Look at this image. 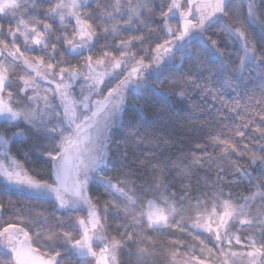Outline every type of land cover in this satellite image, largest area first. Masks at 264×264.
<instances>
[{
	"label": "snow or ice",
	"instance_id": "1",
	"mask_svg": "<svg viewBox=\"0 0 264 264\" xmlns=\"http://www.w3.org/2000/svg\"><path fill=\"white\" fill-rule=\"evenodd\" d=\"M0 189V264H264V0H0Z\"/></svg>",
	"mask_w": 264,
	"mask_h": 264
},
{
	"label": "trees",
	"instance_id": "2",
	"mask_svg": "<svg viewBox=\"0 0 264 264\" xmlns=\"http://www.w3.org/2000/svg\"><path fill=\"white\" fill-rule=\"evenodd\" d=\"M21 74H23V69H22V68H18V69H17V75H21ZM140 103H141V104H145V101L142 100V101H140ZM145 112H146L148 115L151 116L152 113H153V109H152V107L149 106L148 104H145ZM31 167H38V165H36V164H32ZM95 194H96V193H95V191H94V192H93V195H95ZM0 199H3V200L6 202V201L9 200V199L15 200L16 197H14V196H6V195H3V194H2V189H0ZM4 219H5V220H10L11 218H10L7 214H5ZM169 231H171V230H169ZM178 235H179V233H178ZM154 236L156 237L158 243H162V244H164L165 247H167V241H168V240H170V239H174V237H163V236H159L158 234H154ZM189 242H192V237H191V236H188L187 239L185 240V244H184V246H181V247L179 248V251H180L181 255L184 256V257H186L187 255H194V254H192V253H188V252H186V250H185L186 247H187V245L189 244ZM209 247H210V245H209ZM96 251L99 253V248H96ZM195 256H197V255H195ZM158 258H159V257H158ZM89 259H91V258H89ZM197 259H206V258H203V257H199V256H197ZM91 264H95V261L92 260ZM179 264H183V260H181V261L179 262Z\"/></svg>",
	"mask_w": 264,
	"mask_h": 264
},
{
	"label": "rangeland",
	"instance_id": "3",
	"mask_svg": "<svg viewBox=\"0 0 264 264\" xmlns=\"http://www.w3.org/2000/svg\"><path fill=\"white\" fill-rule=\"evenodd\" d=\"M211 246V245H210ZM239 247L240 246H237V249H239ZM192 254H194V255H197V256H199V257H203V258H206V255L205 256H200L199 255V248H197L194 252H191Z\"/></svg>",
	"mask_w": 264,
	"mask_h": 264
}]
</instances>
